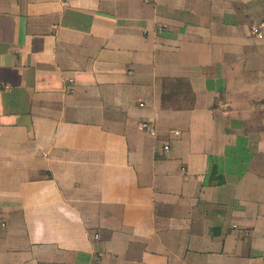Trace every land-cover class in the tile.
I'll return each mask as SVG.
<instances>
[{
	"label": "crops",
	"instance_id": "obj_1",
	"mask_svg": "<svg viewBox=\"0 0 264 264\" xmlns=\"http://www.w3.org/2000/svg\"><path fill=\"white\" fill-rule=\"evenodd\" d=\"M0 264H264V0H0Z\"/></svg>",
	"mask_w": 264,
	"mask_h": 264
},
{
	"label": "built area",
	"instance_id": "obj_2",
	"mask_svg": "<svg viewBox=\"0 0 264 264\" xmlns=\"http://www.w3.org/2000/svg\"><path fill=\"white\" fill-rule=\"evenodd\" d=\"M141 128L146 130L150 135L152 136H155L156 135V130L154 129V127L151 125V123L147 122V121H143L141 124H140ZM174 134L175 135H179V131H174ZM163 150L164 152H169V144L167 142H163Z\"/></svg>",
	"mask_w": 264,
	"mask_h": 264
}]
</instances>
